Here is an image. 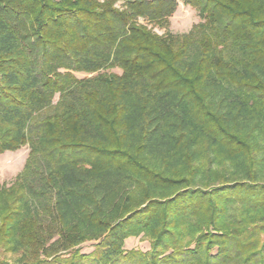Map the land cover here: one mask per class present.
Wrapping results in <instances>:
<instances>
[{
    "label": "trees",
    "instance_id": "1",
    "mask_svg": "<svg viewBox=\"0 0 264 264\" xmlns=\"http://www.w3.org/2000/svg\"><path fill=\"white\" fill-rule=\"evenodd\" d=\"M181 1L0 0V264H264V0Z\"/></svg>",
    "mask_w": 264,
    "mask_h": 264
},
{
    "label": "rangeland",
    "instance_id": "2",
    "mask_svg": "<svg viewBox=\"0 0 264 264\" xmlns=\"http://www.w3.org/2000/svg\"><path fill=\"white\" fill-rule=\"evenodd\" d=\"M179 1V7L171 18L170 29L174 33H185L191 30L194 24L200 21L199 15L195 9L190 6H185L181 0ZM155 30L162 34L164 29L155 28ZM110 72L121 73V69L114 68ZM76 75L79 78L91 77L94 74H87L85 72H77ZM57 99L55 100V103ZM50 112V111H49ZM46 113H43L45 115ZM30 152L29 145L20 148L17 151H6L0 154V183L6 186H10L16 179L19 173H21L25 167ZM41 163L39 165V168ZM41 183L36 180L35 186L39 187ZM96 241H86L79 247L82 252L88 253L94 249ZM150 238L143 233L138 236H131L125 240L124 248L130 249H141L147 251L150 249ZM20 253L14 252H3L2 257L12 263H18L21 259Z\"/></svg>",
    "mask_w": 264,
    "mask_h": 264
}]
</instances>
